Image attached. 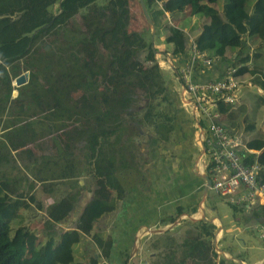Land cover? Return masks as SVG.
<instances>
[{"label": "trees", "instance_id": "trees-1", "mask_svg": "<svg viewBox=\"0 0 264 264\" xmlns=\"http://www.w3.org/2000/svg\"><path fill=\"white\" fill-rule=\"evenodd\" d=\"M130 1L0 0V117H11L0 140V264H69L80 232L113 208L112 193L122 191L119 174L136 167L139 136L168 139L174 105L166 97L149 27H128ZM143 1L155 30H167L171 53H185L187 35L177 25H161V17L166 11L178 20L186 9L206 18L192 40L196 49L213 58L239 47L231 74L258 68L256 81L264 89V0ZM243 36L258 43L250 55ZM21 69L28 71L27 81L13 86L11 78ZM257 97L264 103V94ZM230 104L218 98L217 110L225 112ZM48 134L44 144H32L41 152L26 146ZM239 152L244 162L258 165L256 177L264 186V139H247ZM83 174L93 179L92 196L74 228L55 226L70 211L74 191H62L48 205L41 243L27 226L11 227L18 210L34 201L36 181L45 188L68 181L74 189ZM181 211L177 206L169 221ZM214 228L185 217L152 233L149 263L216 264Z\"/></svg>", "mask_w": 264, "mask_h": 264}, {"label": "crops", "instance_id": "crops-1", "mask_svg": "<svg viewBox=\"0 0 264 264\" xmlns=\"http://www.w3.org/2000/svg\"><path fill=\"white\" fill-rule=\"evenodd\" d=\"M177 17L179 19L175 23L187 35L185 53H171L172 45L164 40L167 33L165 28L154 30L150 41L155 50L154 58L165 79L166 97L174 105L168 139L139 141L136 167L127 171L123 169L118 176L122 191L117 197H113L112 193L110 201L113 208L99 215L88 231L80 232L79 238L72 244L69 264H150L153 253L149 244L151 234L161 232L153 230L164 228L173 220L177 223L185 217L193 220L204 217L203 220L215 225L212 244L215 245L216 264H264V237L259 235L258 229L259 225L264 224V207L261 209L257 206L262 205L263 197L260 195L255 201L233 204L213 192L209 186L204 189L206 182L203 175L210 179L212 176L209 169L212 158L209 156L202 161L203 154L209 153L205 143L207 118L196 110L191 95L185 92L179 78L181 67L187 68L189 79L193 82L223 78L231 59L240 48L227 47L223 56H215L210 64L204 65L192 57L190 45L206 18L184 12ZM161 25L169 24L162 18ZM243 39L250 55L258 43L251 42L246 36ZM261 44L264 47V39ZM246 65L251 69L253 61L248 60ZM263 66L261 60L260 67ZM258 73L257 68L256 73L246 72L242 76L250 81L246 85H253L256 93L264 94V89L256 81ZM217 115L226 132L238 138L239 147L249 138L264 139L263 127L258 123L264 117V103L258 101L256 94L242 91L225 112L217 111ZM6 124L0 127V140L2 132L9 128ZM48 136L40 137L26 146H31L36 152L33 142L39 140L44 144ZM248 151L258 150L249 148ZM74 180V189L66 183L68 181H57L47 188L37 181L34 183V201H29V206L24 209L26 216L29 214L25 226L34 231L37 242L41 243L45 236L43 221L46 209L62 191H74L75 199L65 220L55 226L60 230L75 227L77 215L92 196L93 179L89 174H83ZM208 190L216 194L220 201L209 197ZM177 206L182 211L169 221Z\"/></svg>", "mask_w": 264, "mask_h": 264}, {"label": "built area", "instance_id": "built-area-1", "mask_svg": "<svg viewBox=\"0 0 264 264\" xmlns=\"http://www.w3.org/2000/svg\"><path fill=\"white\" fill-rule=\"evenodd\" d=\"M190 47L193 58L201 60L204 65L211 63V58L197 50L193 43ZM233 70V67H227V75L223 78L193 82L187 68L181 67L179 78L185 92L191 95L196 110L207 118L205 143L212 154L209 188L234 204L255 201L261 195L264 205V186L256 177L258 165L243 161L238 138L229 135L217 118V99L234 103L237 87L250 82L245 76L231 74ZM258 229L259 235L264 237V225H259Z\"/></svg>", "mask_w": 264, "mask_h": 264}, {"label": "rangeland", "instance_id": "rangeland-1", "mask_svg": "<svg viewBox=\"0 0 264 264\" xmlns=\"http://www.w3.org/2000/svg\"><path fill=\"white\" fill-rule=\"evenodd\" d=\"M99 2H101V1H103V0H98ZM158 3H160L161 2V0H156ZM141 8L139 7V4H138V2L136 1V0H132V1H130V3H129V17H130V20H129V24H128V27L130 28V29H139V27H144V26H148L149 27V25H148V23H147V21L145 20V18H144V16L142 15V12H141V10H140ZM182 12H184L185 14L187 13V10L186 9H184V10H182ZM182 16H184V15H182ZM203 17V16H202ZM76 18H78V16L76 15ZM161 18H163V20H165V22L167 23V24H171L172 23V25H177L176 23H177V19L176 18H174V17H171L169 14H168V12H164V15L161 17ZM176 22V23H175ZM22 71H24L23 69H21L20 70V72H22ZM11 84L13 85V86H15L14 84H13V77L11 78ZM21 85V84H20ZM28 87V85H25L24 86V88H27ZM242 91H249V92H251L252 94L254 93V94H256L257 95V93L255 92V87L253 86V85H246V84H240L238 87H237V89H236V91H235V94H236V96H238V95H240V93L242 92ZM16 94V88H13L12 90H11V96H14ZM260 118V117H259ZM264 117L262 116V118L260 119V122H258V123H260L261 125H262V127H263V131H264V119H263ZM204 119V118H203ZM9 121H11V117L10 116H3V117H0V127H2V125L5 123H8ZM204 121V120H203ZM139 141L140 142H142V141H146L145 140V138L144 137H142V136H139ZM36 149V152H41V150L39 149V148H35ZM211 157L212 158V154H211V152H205L204 154H203V156H202V161H205V159L206 158H208V157ZM239 189L241 190L242 189V187H239ZM208 195H209V197H213V199H215V201H220L219 200V197L216 195V194H214L211 190H208ZM81 200H83L84 201V199H81ZM224 204L226 205V206H228V204L226 203V202H224ZM219 205L221 206V202H219ZM27 212L29 213V211L27 210ZM32 213V212H31ZM75 215V214H74ZM184 215V214H183ZM32 217V216H31ZM29 218V214H27V216H26V209H24V208H21L20 210H18V213H17V215H16V217H14V218H12L11 220H10V225H11V227H13V228H15L16 226H18V225H25V224H27V220H29L28 219ZM23 223V224H22Z\"/></svg>", "mask_w": 264, "mask_h": 264}, {"label": "water", "instance_id": "water-1", "mask_svg": "<svg viewBox=\"0 0 264 264\" xmlns=\"http://www.w3.org/2000/svg\"><path fill=\"white\" fill-rule=\"evenodd\" d=\"M137 1H138V3H139V6H140V8H141V11H142V13H143L145 19H146V21H147V23H148V25H149V40L152 41V37H153V34H154V30H155L154 25H153V22H152V20L150 19L148 13H147V10H146V7H145V4H144V1H143V0H137ZM153 51H155V50L153 49ZM27 78H28V71H27V70H24V71L18 73L17 75H15V76L13 77V84L16 85V86H17V85H20V84H23L24 82L27 81ZM201 146H202V148H204V145H203L202 142H201ZM203 178L205 179V182H206V184H205V186H204V189L206 190V188H207L208 185H209L210 178H209L206 174L203 175ZM189 217H190V216H189ZM203 219H204V217H203ZM209 220H210V219H209ZM174 223H176V220H173V221H172L170 224H168L166 227H169L171 224L173 225ZM166 227H164V228H155V229L153 230V232H159V231H162V230L165 229ZM217 229H218V228H217ZM214 247H215V245H214Z\"/></svg>", "mask_w": 264, "mask_h": 264}]
</instances>
